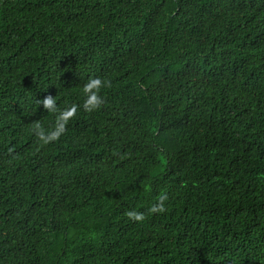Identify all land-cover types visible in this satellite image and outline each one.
<instances>
[{"label":"trees","instance_id":"obj_1","mask_svg":"<svg viewBox=\"0 0 264 264\" xmlns=\"http://www.w3.org/2000/svg\"><path fill=\"white\" fill-rule=\"evenodd\" d=\"M0 264H264V0H0Z\"/></svg>","mask_w":264,"mask_h":264},{"label":"clouds","instance_id":"obj_2","mask_svg":"<svg viewBox=\"0 0 264 264\" xmlns=\"http://www.w3.org/2000/svg\"><path fill=\"white\" fill-rule=\"evenodd\" d=\"M101 81L99 79L95 80H90L85 86H84V92L87 95V100L85 102V108L87 110H92L97 107L102 103V99L97 95V92L99 88L101 87ZM95 90V91H94ZM40 103L43 104L44 108L49 110V111H56L55 107V100L53 97L49 96L44 98ZM58 120L60 122V128L62 130L63 123L65 122L64 120V113H60ZM37 129H39V126L37 125ZM38 135H40L41 139L45 140L47 142V138L43 135V133L38 132ZM167 199L166 195H161L159 197V200L156 204L152 205V207L149 209L150 212L156 213V212H164L165 207H164V201ZM128 216L130 219L135 220V221H142L144 219V215L142 213L138 212H129Z\"/></svg>","mask_w":264,"mask_h":264}]
</instances>
